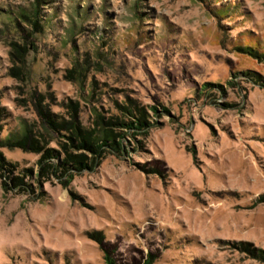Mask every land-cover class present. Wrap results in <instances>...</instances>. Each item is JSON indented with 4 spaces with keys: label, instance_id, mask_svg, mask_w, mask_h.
I'll return each instance as SVG.
<instances>
[{
    "label": "rangeland",
    "instance_id": "1",
    "mask_svg": "<svg viewBox=\"0 0 264 264\" xmlns=\"http://www.w3.org/2000/svg\"><path fill=\"white\" fill-rule=\"evenodd\" d=\"M44 1L42 31L19 32L6 12L37 0H0V138L32 129L0 146L17 167L0 264H264V0ZM125 107L151 127L134 135ZM98 114L123 156L12 186L39 169L31 137L70 147L66 127Z\"/></svg>",
    "mask_w": 264,
    "mask_h": 264
},
{
    "label": "trees",
    "instance_id": "2",
    "mask_svg": "<svg viewBox=\"0 0 264 264\" xmlns=\"http://www.w3.org/2000/svg\"><path fill=\"white\" fill-rule=\"evenodd\" d=\"M43 4H45L44 0H37V4L30 13L27 11H18L17 13L10 11L6 12L8 17V23H6L8 29L11 30L12 26L16 30L18 29L19 32H22L24 29H22L18 22L21 21L30 23L42 31L41 25L44 26L46 21L41 11ZM39 30H37V32H39ZM31 45L33 48L36 47L33 43H31ZM24 51H30L29 47H26ZM72 109L74 111L75 108ZM125 109H127L130 114H136L134 121L124 120L121 123L130 131H134V135H139V132L151 127V124L143 116L145 115V112L142 108L137 107V109H133L131 107H125ZM45 115L47 121L51 123V125L56 126V119L52 116L50 111ZM96 118L94 128H86L78 121L72 123L69 128L66 127L67 130L71 129L72 132L70 137V147H68L65 142H63V145L60 147V143L56 142L49 132H46L43 135L45 142L44 145L41 144L39 139L31 137L32 146L35 149V152L42 153V157L38 161L39 169L36 174H34L33 169H24L22 171L24 179L29 177L33 183H26L23 178L12 176V186L20 188L22 190L21 192H24L26 195L36 194V190L39 191L42 184L48 182L52 176L63 178L65 176L78 175L84 171L94 170L96 166L101 164L107 155L123 156V143L122 141H119L122 134L118 137L117 134L108 127L109 125H107L112 124L113 122L105 121L103 115L98 114ZM102 120L104 124L101 123ZM29 135H32V129L26 127L23 130L22 138H19V141L15 138L16 136H11L8 139L0 138V146L11 147L14 142L19 145L24 144V141L29 139ZM46 137L47 139H45ZM53 144H56V146H53ZM59 147L61 148V151L59 150ZM47 160H54L55 164L47 162ZM16 168L14 165L12 166L11 163L7 162L3 154L0 152V175L3 176L6 174L10 178ZM5 185L7 186L8 184L5 183ZM146 264H152L151 260H147Z\"/></svg>",
    "mask_w": 264,
    "mask_h": 264
}]
</instances>
